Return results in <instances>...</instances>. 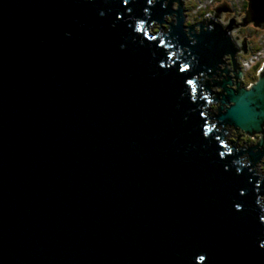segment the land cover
Instances as JSON below:
<instances>
[{"label":"water","instance_id":"95a60500","mask_svg":"<svg viewBox=\"0 0 264 264\" xmlns=\"http://www.w3.org/2000/svg\"><path fill=\"white\" fill-rule=\"evenodd\" d=\"M184 22L180 0H0V264H264V184L221 143L264 135V67L211 91L230 28Z\"/></svg>","mask_w":264,"mask_h":264},{"label":"rangeland","instance_id":"374dc122","mask_svg":"<svg viewBox=\"0 0 264 264\" xmlns=\"http://www.w3.org/2000/svg\"><path fill=\"white\" fill-rule=\"evenodd\" d=\"M160 1V0H159ZM219 1V2H218ZM241 1H246V0H240L239 5L237 2L232 1V0H180L182 3V12H183V17L184 21L186 22V25L189 26H195V31L194 33H199V26L197 24L202 23V22H208L204 24H209L211 21L210 19L218 21L224 29H228L229 27L231 29L229 30V35L234 41L236 48H237V53L235 58L236 64L238 65V62L241 61V56L239 55V52L244 49V46L247 45L251 47V44L257 47V50L253 48V51L255 53V56L253 57L255 60L250 58L248 61H242V64L240 67L244 66V73H242V79H241V84L242 85H247L246 81L249 82V75H253L254 71H258V73L261 72L263 69L264 65H261V63L264 62V26L262 27H257L258 29L254 31L255 26L251 23H246L244 21V16H243V8L241 6ZM156 3V1H155ZM165 6V5H164ZM173 8H177L179 5L178 3H174ZM231 6H233L231 8ZM218 8H223L222 11H218ZM220 12V13H217ZM245 15V14H244ZM165 23H174L175 20H173V16L168 17V19L165 18ZM247 40H250V44L247 43ZM237 55H239L237 57ZM231 55H225L223 57V61H226V64H222V69L226 68H232L233 67V60L231 58ZM240 58V59H239ZM239 59V61H238ZM220 68V67H219ZM250 73V74H249ZM222 75V72L220 73ZM226 78L228 74L223 73ZM233 77L237 76L238 73L235 75L231 73ZM207 76V81L209 82L210 78L208 75ZM248 76V77H247ZM247 77V79H246ZM218 79L220 81L223 80V76H219ZM217 77H214L213 81H218ZM245 79V81H244ZM253 81V80H252ZM235 82V81H234ZM253 83V82H252ZM251 83V84H252ZM205 84V81L204 83ZM212 86L214 87L211 89L213 92H218V93H227L223 91V88L221 87H215V82L213 83L211 81ZM233 87H237L236 85H233ZM208 110L210 112L212 110L219 112V109L221 106L224 107H229L230 104L226 103L223 104L222 101H212L208 105ZM219 114V113H218ZM218 129V128H217ZM226 129L228 130V139L230 141H237L238 139V144H241L244 146L246 149H249L250 147H255V152H259L260 147L257 148L259 142L261 139L264 138V135L261 134H256L252 137L248 136L247 134L243 133L242 131H238L233 128V126L227 125ZM240 132V136H237L236 133ZM248 136V137H246ZM245 149V150H246ZM261 150L264 151V147H261ZM256 164L253 166L256 175L258 176V179L264 184V156L262 157L261 160L256 161ZM259 201L258 204L264 203V195L259 196ZM263 206V211H264V205Z\"/></svg>","mask_w":264,"mask_h":264},{"label":"clouds","instance_id":"9594fccd","mask_svg":"<svg viewBox=\"0 0 264 264\" xmlns=\"http://www.w3.org/2000/svg\"><path fill=\"white\" fill-rule=\"evenodd\" d=\"M150 1V5H153V4H155V0H149ZM165 5V4H164ZM164 7H166V5L164 6ZM218 10H220V11H222L223 10V8H218ZM220 13V12H219ZM167 16H169V15H167ZM166 16V17H167ZM165 17V18H166ZM210 21H212L211 19H210ZM218 22V21H217ZM203 24L204 23H208L207 21L205 22H202ZM219 23V22H218ZM164 24H167V25H169L168 23H164ZM200 24V23H199ZM199 24H197L198 26H199ZM210 24V23H209ZM163 25V24H162ZM221 25V24H220ZM222 26V25H221ZM223 27V26H222ZM162 29V30H159V29ZM224 28V27H223ZM230 28V27H229ZM156 29V30H155ZM231 29V28H230ZM199 30H200V28H199ZM149 33H150V35L148 36L150 39H151V35L152 36H155L156 34H162V33H169V29L168 28H165V27H163V26H161V24H159L158 22H151L150 23V26H149ZM156 37V36H155ZM247 43L248 44H250V41H248L247 40ZM246 47H248L247 45H245V48ZM235 56H236V54H235ZM235 56L234 57H231L232 58V62H233V65L234 64H236V58H235ZM239 55H237V57H238ZM240 59V58H239ZM239 59H238V61H239ZM224 64V63H223ZM241 64H242V59H241V61L240 62H238V67L240 68V66H241ZM220 66H222V64L220 65ZM244 66H242V69L240 68V70H241V72L243 73V71H244V68H243ZM227 69H229V68H227ZM229 70H231L232 71V69H229ZM220 71V70H219ZM218 71V72H219ZM231 73H233V72H231ZM231 73H229V75L227 76L228 78L229 77H231ZM260 74V73H259ZM206 75H208L209 76V74L207 73V72H202V73H200V75L198 76V78H199V82L202 84V83H204V81H205V84H206V86H207V84H209L210 86V90L211 89H213L214 87L212 86V84H211V78H212V76H209V78H210V80H209V82L207 81V76ZM259 77V76H258ZM257 80H258V78H257ZM256 80V81H257ZM256 81H254L253 83H255ZM222 82V81H221ZM252 83V84H253ZM218 82L216 81L215 82V87H217L218 85ZM252 84H250V85H248V86H246V85H243V86H246V87H251V85ZM220 87V86H219ZM212 91V90H211ZM216 93V92H215ZM218 94H221V93H218ZM212 102V101H211ZM217 102V101H216ZM210 102H207V104H206V106L204 107V109H203V116H205V117H217L219 114V112H216V114L215 115H213L212 114V112H214V110H212L211 112H210V110H208V104H209ZM212 127H216V128H218V130L219 131H221L222 129H223V125L220 123V121L218 120V119H210L209 120V122H208ZM228 125V124H227ZM227 125L224 127V130H223V134H224V139H221V143L223 144V146H225V147H231V148H233V149H237L238 151H239V153L241 154L242 153V157L241 158H243V160H244V163L245 164H248V165H252V166H254L256 163H255V161L252 159V157L250 156V154H249V152L247 151L248 149H246L244 146H242L241 144H238L239 142H238V139H237V141H230L229 139H228V130L226 129V127H227ZM234 128V127H233ZM234 129H236V128H234ZM237 130V129H236ZM238 131H242V130H238ZM243 133H244V131H242ZM246 134V133H245ZM248 135V134H247ZM248 136H250V135H248ZM250 137H252V136H250ZM250 148H252V147H250ZM249 148V149H250ZM246 149V150H245ZM260 199H259V197H258V201H259ZM262 204L264 205V203H261V204H258L261 208H262V210H263V206H262Z\"/></svg>","mask_w":264,"mask_h":264},{"label":"flooded vegetation","instance_id":"af4514ba","mask_svg":"<svg viewBox=\"0 0 264 264\" xmlns=\"http://www.w3.org/2000/svg\"><path fill=\"white\" fill-rule=\"evenodd\" d=\"M156 1V0H155ZM159 1V0H158ZM170 1L171 0H163V2H164V4L167 6V5H169L170 4ZM232 1H235V2H237V4L239 5V2H240V0H232ZM219 2V1H218ZM174 3H172V9L173 10H176V9H178V7L175 9V8H173L174 6ZM241 6H242V8H243V16H244V19L246 18V12H247V9H248V0H246V2L245 1H241ZM221 9V8H220ZM217 13H219V12H217ZM245 14V15H244ZM171 16H173V20H175L174 22H176V19H177V15L176 14H172V15H169V16H167L166 17V19H168V17H171ZM185 23V25H186V22H184ZM252 24V23H251ZM187 27H186V32L188 33V34H190L188 31H189V25H186ZM262 26H264V25H262ZM261 26V27H262ZM195 26H194V29H193V31H192V33L193 34H197V33H194V31H195ZM258 28L257 27H255V29H254V31H256ZM156 30V29H155ZM228 31V30H227ZM239 55L241 56L240 58L242 59V61H248L250 58H252L253 60H255L253 57L255 56V53H254V51H253V48L252 47H246L245 48V46H244V49L243 50H241L240 52H239ZM224 64H226V61H224ZM229 68V67H228ZM241 69H242V67H240ZM240 68L238 67V65L237 64H234L233 65V67L231 68L232 69V71H233V74L235 75L236 73H239L241 70H240ZM230 69V68H229ZM222 71H224L223 69H222V66H221V72ZM221 72H218L214 77H217V79H218V77L219 76H223V78H225V79H223L222 80V82H224L227 78H226V76L223 74V72H222V75L220 74ZM245 71H243V73H244ZM250 74V73H249ZM214 77L211 79V81L214 83V82H216V81H213L214 80ZM231 77L233 78V82L234 83H237V81L235 80V78L231 75ZM236 77V76H235ZM248 77V76H247ZM247 77H246V79H247ZM249 79L251 80L252 79V75L250 74L249 75ZM248 80V79H247ZM244 81H245V79H244ZM218 83H221V81L218 79V81H217ZM247 82V81H246ZM248 83V82H247ZM251 84V83H250ZM250 84H248V85H250ZM248 85H246V86H248ZM218 93V92H217Z\"/></svg>","mask_w":264,"mask_h":264},{"label":"trees","instance_id":"16d2710c","mask_svg":"<svg viewBox=\"0 0 264 264\" xmlns=\"http://www.w3.org/2000/svg\"><path fill=\"white\" fill-rule=\"evenodd\" d=\"M245 2H246V1H245ZM232 7H233V6H231V8H232ZM161 26L170 29L169 25H167V24H163V25H161ZM159 30H162V29L160 28ZM248 41H250V40H248ZM251 47L257 50V47L254 46L253 44H251ZM262 65H264V62L261 63L260 67H261ZM253 73H254V74L252 75V79H251L248 83L246 82L247 85L257 80V78H258V76H259L258 71L255 70ZM252 80H253V81H252ZM212 114L215 115V114H216V111L212 112ZM236 134H237V136H240V132H239V133H236ZM246 137H248V136H246ZM252 138H253V137H252Z\"/></svg>","mask_w":264,"mask_h":264},{"label":"bare ground","instance_id":"6f19581e","mask_svg":"<svg viewBox=\"0 0 264 264\" xmlns=\"http://www.w3.org/2000/svg\"><path fill=\"white\" fill-rule=\"evenodd\" d=\"M220 71L219 72H221V66H220ZM218 73V72H217ZM215 75H213L212 76V78L214 77ZM236 77H238V78H236ZM236 77H234L235 78V80L237 81V83H232V85H228L230 88H234V89H236L237 87H233V85H236L237 86V84L240 82L241 83V79H242V72L240 71L239 73H238V75L236 76ZM211 78V79H212ZM223 79H225V78H223ZM229 79H231V80H233V78L231 77V78H229ZM228 78L226 79V81H228L229 80ZM219 87V86H218ZM227 103L228 104H230V102L229 101H227ZM224 104H226V103H224ZM264 139V138H263ZM261 147H264V144H263V146H261ZM261 147L260 148H258L259 149V151L261 152L262 150H261Z\"/></svg>","mask_w":264,"mask_h":264},{"label":"snow or ice","instance_id":"6c2138e0","mask_svg":"<svg viewBox=\"0 0 264 264\" xmlns=\"http://www.w3.org/2000/svg\"><path fill=\"white\" fill-rule=\"evenodd\" d=\"M139 28H140V30H143V25L141 24V25L139 26ZM193 91H195V89H194Z\"/></svg>","mask_w":264,"mask_h":264}]
</instances>
